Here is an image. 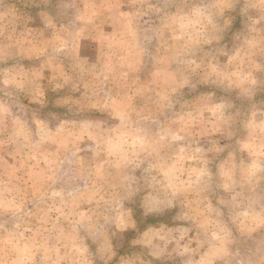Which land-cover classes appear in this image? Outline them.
I'll use <instances>...</instances> for the list:
<instances>
[{
  "label": "clouds",
  "instance_id": "obj_1",
  "mask_svg": "<svg viewBox=\"0 0 264 264\" xmlns=\"http://www.w3.org/2000/svg\"><path fill=\"white\" fill-rule=\"evenodd\" d=\"M0 264H264V0H0Z\"/></svg>",
  "mask_w": 264,
  "mask_h": 264
}]
</instances>
